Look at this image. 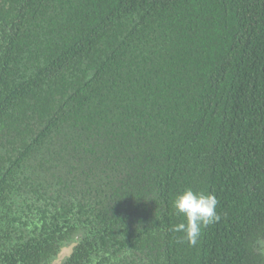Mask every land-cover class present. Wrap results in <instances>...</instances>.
Returning a JSON list of instances; mask_svg holds the SVG:
<instances>
[{
  "label": "trees",
  "instance_id": "trees-1",
  "mask_svg": "<svg viewBox=\"0 0 264 264\" xmlns=\"http://www.w3.org/2000/svg\"><path fill=\"white\" fill-rule=\"evenodd\" d=\"M212 194L196 245L182 192ZM264 0H0V264H262Z\"/></svg>",
  "mask_w": 264,
  "mask_h": 264
},
{
  "label": "clouds",
  "instance_id": "clouds-1",
  "mask_svg": "<svg viewBox=\"0 0 264 264\" xmlns=\"http://www.w3.org/2000/svg\"><path fill=\"white\" fill-rule=\"evenodd\" d=\"M217 204L218 200L212 194L185 190L173 201L175 212L182 215L185 222L175 225L173 230L184 233V239L190 245H196L202 227L220 221L221 216L216 211Z\"/></svg>",
  "mask_w": 264,
  "mask_h": 264
},
{
  "label": "rangeland",
  "instance_id": "rangeland-1",
  "mask_svg": "<svg viewBox=\"0 0 264 264\" xmlns=\"http://www.w3.org/2000/svg\"><path fill=\"white\" fill-rule=\"evenodd\" d=\"M70 246L69 247H65L63 248L59 255L57 256V258L51 263V264H59L62 262V260H64V258L69 254L70 252Z\"/></svg>",
  "mask_w": 264,
  "mask_h": 264
},
{
  "label": "flooded vegetation",
  "instance_id": "flooded-vegetation-1",
  "mask_svg": "<svg viewBox=\"0 0 264 264\" xmlns=\"http://www.w3.org/2000/svg\"><path fill=\"white\" fill-rule=\"evenodd\" d=\"M255 248L256 251L262 256L263 258L262 264H264V238L258 241L257 246Z\"/></svg>",
  "mask_w": 264,
  "mask_h": 264
},
{
  "label": "water",
  "instance_id": "water-1",
  "mask_svg": "<svg viewBox=\"0 0 264 264\" xmlns=\"http://www.w3.org/2000/svg\"><path fill=\"white\" fill-rule=\"evenodd\" d=\"M71 248V247H70Z\"/></svg>",
  "mask_w": 264,
  "mask_h": 264
}]
</instances>
